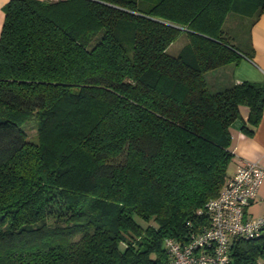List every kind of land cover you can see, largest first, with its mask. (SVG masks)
<instances>
[{"label":"trees","instance_id":"16d2710c","mask_svg":"<svg viewBox=\"0 0 264 264\" xmlns=\"http://www.w3.org/2000/svg\"><path fill=\"white\" fill-rule=\"evenodd\" d=\"M3 12L0 264H165L166 238L209 224L240 107L253 126L262 115L264 83L211 91L205 73L249 56L223 25L238 14L251 27L264 0H8ZM229 257L264 264V230L234 238Z\"/></svg>","mask_w":264,"mask_h":264},{"label":"built area","instance_id":"2783aa9c","mask_svg":"<svg viewBox=\"0 0 264 264\" xmlns=\"http://www.w3.org/2000/svg\"><path fill=\"white\" fill-rule=\"evenodd\" d=\"M264 180V164L242 160L219 194L205 204L209 224L187 241L165 239V264H230L229 248L236 237H254L264 230V214L249 218L245 207Z\"/></svg>","mask_w":264,"mask_h":264},{"label":"crops","instance_id":"0c3cea01","mask_svg":"<svg viewBox=\"0 0 264 264\" xmlns=\"http://www.w3.org/2000/svg\"><path fill=\"white\" fill-rule=\"evenodd\" d=\"M7 1L0 0V29L4 17L3 6ZM241 46L249 56L243 54L236 64L228 63L212 69L221 70L219 78L221 76L224 78L221 80L223 84L220 85H230L243 80L264 83V13L260 14L249 28L247 42ZM215 80L218 79L215 78ZM248 113L249 109L241 106L240 117L230 126V150L233 157L227 168L228 178L233 175L242 160L264 164V109H262V115L256 126L248 122ZM244 126L252 131H246ZM262 214H264V180L259 185L255 198L245 207L246 217L254 219Z\"/></svg>","mask_w":264,"mask_h":264},{"label":"rangeland","instance_id":"374dc122","mask_svg":"<svg viewBox=\"0 0 264 264\" xmlns=\"http://www.w3.org/2000/svg\"><path fill=\"white\" fill-rule=\"evenodd\" d=\"M249 27L250 18L247 16L241 17L238 14H229L223 25L226 36L230 42L237 46H241L243 43L247 42ZM184 42L185 37L183 35L178 36V38L168 47V51L171 54H176ZM220 71L221 70H210L205 73L206 79L209 80L208 87L211 91H214L216 88H218L217 85L222 86L220 84H223L221 83V80H223L224 76L219 78ZM215 78L218 80H215ZM37 124V121L34 119L28 120L26 123H24V128L29 139L32 141H36Z\"/></svg>","mask_w":264,"mask_h":264}]
</instances>
